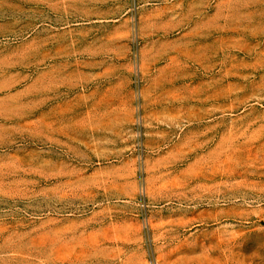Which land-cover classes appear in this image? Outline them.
Instances as JSON below:
<instances>
[{
	"label": "rangeland",
	"instance_id": "obj_1",
	"mask_svg": "<svg viewBox=\"0 0 264 264\" xmlns=\"http://www.w3.org/2000/svg\"><path fill=\"white\" fill-rule=\"evenodd\" d=\"M0 264H264V0H0Z\"/></svg>",
	"mask_w": 264,
	"mask_h": 264
}]
</instances>
